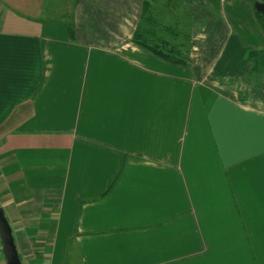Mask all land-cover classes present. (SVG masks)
<instances>
[{"label": "crops", "instance_id": "obj_1", "mask_svg": "<svg viewBox=\"0 0 264 264\" xmlns=\"http://www.w3.org/2000/svg\"><path fill=\"white\" fill-rule=\"evenodd\" d=\"M143 2L0 0V205L22 264H264L252 1L193 0L224 35L185 32L182 63L132 39Z\"/></svg>", "mask_w": 264, "mask_h": 264}, {"label": "rangeland", "instance_id": "obj_2", "mask_svg": "<svg viewBox=\"0 0 264 264\" xmlns=\"http://www.w3.org/2000/svg\"><path fill=\"white\" fill-rule=\"evenodd\" d=\"M251 1L255 12L254 17H256L255 18L256 22L253 25H251L246 32L243 30H239V34L241 37L251 42H255L256 39L261 37L263 39V45H264V31L260 23L261 21L259 17L256 16V8H255L256 1H264V0H251ZM154 4L157 5V8H160L161 10H165L166 7L170 9L169 18H167V14L165 12H160L158 16L160 17L163 16L162 22L171 20V26L173 30L177 32V35L174 36L175 43L179 45L181 51L186 56L188 55L187 53L189 52H187L186 48L182 46L183 44L185 45V43L187 42V38L185 37L186 35L185 32L191 33L192 35L197 27L205 26L207 32L206 34L207 38L202 40L200 39L197 41V44L202 46V48L205 47L207 43L213 40L215 42H218L220 40V37L224 35V32L222 30V25L219 23V17L221 16L223 18V14L218 13L217 14L218 18H216L215 20H211L203 12V10L200 7L201 5H195L196 3H193V0H157L154 2ZM237 11L240 16L245 14V10L241 4L238 6ZM261 14H262L261 19L264 21V14L263 13ZM188 25L191 32L189 31V29H185ZM164 26L166 25L163 24L162 27L158 26L159 33L165 34L163 28ZM233 28H234L233 30L236 31V28L235 27ZM228 35L229 34L227 33L226 36ZM244 45H245L244 52L245 53L249 52V48L252 46L249 44H244ZM187 59H188L187 61H189V57ZM1 255L4 258L3 253H1Z\"/></svg>", "mask_w": 264, "mask_h": 264}, {"label": "trees", "instance_id": "obj_3", "mask_svg": "<svg viewBox=\"0 0 264 264\" xmlns=\"http://www.w3.org/2000/svg\"><path fill=\"white\" fill-rule=\"evenodd\" d=\"M143 3L142 14L136 28L133 31L132 39L164 59L176 63L186 62L188 60V55L186 56L181 51L179 45L165 38V36L158 34L155 27L151 26L152 20H155L156 18L154 15H150L149 13L151 12L148 8L149 3L146 2V0H144ZM256 16L259 17L264 31V21L261 19L262 14L256 12ZM262 52L264 54V48L262 49Z\"/></svg>", "mask_w": 264, "mask_h": 264}, {"label": "water", "instance_id": "obj_4", "mask_svg": "<svg viewBox=\"0 0 264 264\" xmlns=\"http://www.w3.org/2000/svg\"><path fill=\"white\" fill-rule=\"evenodd\" d=\"M256 11L264 14V1L255 2ZM0 239L5 264H22L16 248L11 225L6 217L4 208L0 205Z\"/></svg>", "mask_w": 264, "mask_h": 264}, {"label": "built area", "instance_id": "obj_5", "mask_svg": "<svg viewBox=\"0 0 264 264\" xmlns=\"http://www.w3.org/2000/svg\"><path fill=\"white\" fill-rule=\"evenodd\" d=\"M2 253V242H1V239H0V254Z\"/></svg>", "mask_w": 264, "mask_h": 264}]
</instances>
